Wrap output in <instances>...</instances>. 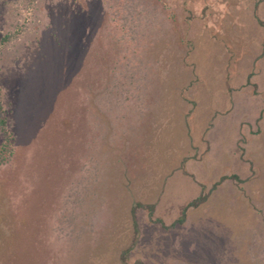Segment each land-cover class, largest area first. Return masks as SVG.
<instances>
[{
	"label": "rangeland",
	"instance_id": "obj_1",
	"mask_svg": "<svg viewBox=\"0 0 264 264\" xmlns=\"http://www.w3.org/2000/svg\"><path fill=\"white\" fill-rule=\"evenodd\" d=\"M258 18L264 0H0L11 264H264Z\"/></svg>",
	"mask_w": 264,
	"mask_h": 264
},
{
	"label": "trees",
	"instance_id": "obj_2",
	"mask_svg": "<svg viewBox=\"0 0 264 264\" xmlns=\"http://www.w3.org/2000/svg\"><path fill=\"white\" fill-rule=\"evenodd\" d=\"M258 20L261 23H264L263 20ZM7 119L4 114V108L2 105V102L0 100V131L4 135L5 142L0 145V163L5 159V154L3 151L9 150V147L7 146V141L11 138V132L9 131L7 127ZM233 176H236L235 174H232ZM228 175H222L221 178H225ZM3 181L0 183V264H11V260L15 257L18 258L19 254L17 253L18 248L21 247L16 244L17 240V229L14 228L12 225V220L8 217L7 213L10 214V208L8 206V201L9 197L6 199V193H5V179H2ZM221 180V179H220ZM217 183V182H216ZM205 198L204 194H200L187 202L183 203L180 205V211L181 214L185 213V211L188 209L190 206H195L199 204L203 199ZM145 206L148 209L149 214L152 213V210L154 208L153 203L149 204H144L141 201H135L131 206H130V217L132 221V226L134 229V235L137 232V218H136V209L138 207ZM184 215V214H183ZM183 215L179 216L175 221H182ZM4 224H8L11 227H5ZM128 249V248H126ZM125 249V250H126ZM124 250V251H125Z\"/></svg>",
	"mask_w": 264,
	"mask_h": 264
}]
</instances>
